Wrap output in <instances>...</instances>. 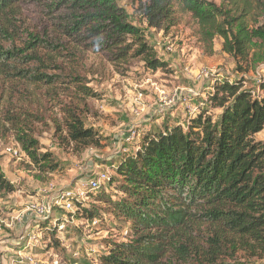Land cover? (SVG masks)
Here are the masks:
<instances>
[{"label":"trees","instance_id":"1","mask_svg":"<svg viewBox=\"0 0 264 264\" xmlns=\"http://www.w3.org/2000/svg\"><path fill=\"white\" fill-rule=\"evenodd\" d=\"M120 1L138 4L146 27L163 34L177 25V13L188 16L203 52L212 55L214 40L221 39L239 77L215 80L206 92L207 108L185 126L165 122L156 132L134 129L136 151L120 152L108 168L106 189L93 193L112 217L130 224V240L113 244L94 264L264 259V140L255 139L264 131V77L251 85L247 79L264 66V0H0V129L13 133L19 152L38 170L53 171L52 155L40 152L32 122L27 124L37 120L35 113L15 110L20 100L31 104L29 91H40L46 104L67 106L62 120L69 144L87 151L100 147L81 116L92 91L80 51L103 53L114 67L137 60L152 74L167 67ZM28 3L38 9V28L21 40L18 25ZM43 89L55 90V99ZM75 102L82 107H71ZM0 190L14 191L1 172ZM87 196L76 213L92 220ZM50 233L57 238L55 229Z\"/></svg>","mask_w":264,"mask_h":264},{"label":"rangeland","instance_id":"2","mask_svg":"<svg viewBox=\"0 0 264 264\" xmlns=\"http://www.w3.org/2000/svg\"><path fill=\"white\" fill-rule=\"evenodd\" d=\"M209 1L218 5L221 3V0ZM119 5L127 11L129 21L142 27L148 43L155 48L160 59L167 63L166 69L152 74L137 60L131 61L126 67H114L103 53L79 50L85 67L83 75L86 77V86L92 91V96L85 98L84 103L87 106L82 108L81 116L85 127L94 129L100 140L99 148L88 151L79 150L66 140L62 119L67 106H57L58 102L55 101L56 107H52L49 103L46 104L40 91H29L27 97L30 96L31 104L26 99L20 100L15 110L18 112L26 109L35 113L37 120L27 119V124L31 126L32 122L33 135L39 141L40 152L52 155L55 168L49 172L38 170L19 152L13 133L1 128L0 172L5 181L14 188L11 193L0 190L2 220L9 222L12 216L22 211L30 202L43 201L45 198L49 201L53 194L40 193L48 186L55 187L54 191L68 189L77 181L96 177L99 171H109L108 168L117 160L120 152L133 154L136 151L135 142L128 144L124 140L133 129L139 127L140 130L144 128L147 131L151 128L152 132H156L165 122L169 126H185L192 115L181 104L171 109L162 108L163 114L156 113L163 95L170 96L173 91L182 94L195 93L191 103L195 116L200 109L207 108L206 92L215 80L239 77L232 58L221 51V39L214 40L212 55L203 52L193 35L194 26L188 16L181 17L177 13V25L170 27L167 34H163L157 29L146 27V20L138 4L131 6L120 1ZM37 22L38 9L35 4L23 5L22 18L18 25L19 39L25 40L26 32H34L38 28ZM201 72L203 75L197 79ZM259 77H264L262 65L247 75L248 83L251 85L253 79ZM43 91L49 99H55V90ZM65 92L67 91L63 93ZM38 95L39 100H35ZM67 95L62 99L69 103L70 92ZM50 104L52 105L51 102ZM76 104L77 102L70 106ZM216 114L217 111L211 113L214 116ZM255 139L264 140V131ZM8 149L19 153L15 156ZM108 174L111 175L110 172ZM93 193L95 192H88L85 208L94 207V218L86 220L83 212L75 213L74 221L68 224L64 232L57 233V238L50 230L44 232L40 245L47 248L34 250L32 254L47 263L55 259L53 256H57L61 264H94V260L107 252L113 244L129 241L130 224L112 217L107 206L96 200L99 194ZM35 226L36 224L33 225ZM29 231H2L0 264H9L10 256L26 243ZM77 251L78 258H74L73 253ZM246 264H264V259L251 260Z\"/></svg>","mask_w":264,"mask_h":264},{"label":"built area","instance_id":"3","mask_svg":"<svg viewBox=\"0 0 264 264\" xmlns=\"http://www.w3.org/2000/svg\"><path fill=\"white\" fill-rule=\"evenodd\" d=\"M201 75L196 78L199 79ZM195 93L188 92L187 94H182L178 91H173V93L168 95H163L162 99L159 100V110L156 111L157 114H163L162 108L171 109L177 104H181L185 107L186 111L191 114L192 118L194 116V110L191 107L192 98H194ZM161 106V107H160ZM138 132L133 129V131L125 137L126 143H133L138 137ZM11 154L17 156L18 151L8 149ZM104 171V172H103ZM99 171L94 178H88L84 180L77 181V183L68 189L54 191L55 187L48 186L46 189L41 190L40 193L46 194L51 193L53 197L48 200L36 201L28 203L25 208L17 212L15 216H12L9 222L2 220L0 217V234L4 229L14 232L17 229H22L23 231H29L27 235L26 243L18 251L10 256L9 264H61L57 256H53L52 261L47 263L46 260L36 257L32 254L34 250H39L42 247L40 242L43 241V233L47 230L55 229L57 233L61 234L66 230L68 224L74 221V215L77 211V204L85 201L86 193L96 192L99 190H105L109 182L110 171ZM106 171V172H105ZM45 192V193H44ZM41 194V195H42ZM45 196V195H43ZM36 224L35 227L33 225ZM45 225L44 232H42L41 226ZM74 258H78V251L73 253Z\"/></svg>","mask_w":264,"mask_h":264}]
</instances>
